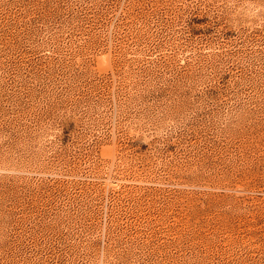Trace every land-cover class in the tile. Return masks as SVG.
Segmentation results:
<instances>
[{"label": "rangeland", "instance_id": "rangeland-1", "mask_svg": "<svg viewBox=\"0 0 264 264\" xmlns=\"http://www.w3.org/2000/svg\"><path fill=\"white\" fill-rule=\"evenodd\" d=\"M0 264H264V0H0Z\"/></svg>", "mask_w": 264, "mask_h": 264}]
</instances>
